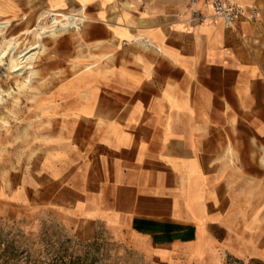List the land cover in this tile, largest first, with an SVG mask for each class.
I'll return each mask as SVG.
<instances>
[{
    "label": "crops",
    "instance_id": "crops-1",
    "mask_svg": "<svg viewBox=\"0 0 264 264\" xmlns=\"http://www.w3.org/2000/svg\"><path fill=\"white\" fill-rule=\"evenodd\" d=\"M238 1L259 16L227 28L192 21L187 0H74L104 59L50 95L62 122L39 197L78 239L104 230L161 262L249 253L264 228V0ZM75 46L56 44L58 65Z\"/></svg>",
    "mask_w": 264,
    "mask_h": 264
},
{
    "label": "rangeland",
    "instance_id": "rangeland-1",
    "mask_svg": "<svg viewBox=\"0 0 264 264\" xmlns=\"http://www.w3.org/2000/svg\"><path fill=\"white\" fill-rule=\"evenodd\" d=\"M79 9L83 5L74 0H0V22L10 21L3 34L19 41L17 52L36 42L40 50L45 47L31 68L22 64L27 65L22 76L7 68L6 56L0 61V264H186L182 258L147 259L104 230L91 240L78 239L48 207L40 206V173L52 164L62 122L50 95L61 81L88 71L104 55L86 51L82 34L90 19L87 6L80 29H69L60 37L38 36L44 27L51 28L53 19L62 24L63 15ZM67 36L77 50L75 60L62 67L54 51ZM33 69L37 74L22 88ZM257 150L264 156L263 148ZM262 214L256 212L257 224ZM249 241L242 245L248 247L247 255L220 254L214 264H264V228L256 227Z\"/></svg>",
    "mask_w": 264,
    "mask_h": 264
},
{
    "label": "built area",
    "instance_id": "built-area-1",
    "mask_svg": "<svg viewBox=\"0 0 264 264\" xmlns=\"http://www.w3.org/2000/svg\"><path fill=\"white\" fill-rule=\"evenodd\" d=\"M205 2L211 8V15L208 16L201 8L200 3ZM187 8L190 13L191 20L194 22H204L209 19L213 21H222L223 25L227 28L233 27L241 16L245 14L246 8L251 9L250 18L255 19L259 16V12L256 7H246L238 0H187ZM81 9V8H80ZM72 11L69 13L72 19L69 20L67 30H78L85 22V16L82 11ZM61 17V16H59ZM66 21V20H63ZM62 21L55 22V25H61Z\"/></svg>",
    "mask_w": 264,
    "mask_h": 264
},
{
    "label": "bare ground",
    "instance_id": "bare-ground-1",
    "mask_svg": "<svg viewBox=\"0 0 264 264\" xmlns=\"http://www.w3.org/2000/svg\"><path fill=\"white\" fill-rule=\"evenodd\" d=\"M83 9H84V7H83ZM44 16H45V14L42 15L40 17V19H42ZM70 19H72L70 14L63 15V20H66V21H64V23H62L61 25L52 24L51 28H49V29L48 28L46 29L44 27L43 31L40 33V36H38V38H41L42 35L45 33H47L48 36H52V37H58L59 36L60 37L62 34H64L65 31H68L67 27H68ZM85 20H86V17H85ZM53 21L56 22V19H53ZM9 23H10L9 20L0 22V34H2V41L0 44V58L2 59L3 57L6 56L10 60L9 63L5 64L7 66V68L10 70H13V72L22 76L26 72L24 67L27 66V65H22V64L27 63L31 68V65H32L31 61H33V58L35 56L39 55L40 53H43L45 47L43 46V50H40V48L42 46L40 47L39 43L36 42V44H33L30 47H26L25 51H20L18 53L17 47L20 44L19 41L17 42L15 38L9 39L7 36H5L3 34V29H5ZM139 40L140 39L138 37L135 39L136 42ZM146 43L150 44L149 41H147V40H146ZM2 44H4V45L2 46ZM145 46H146V44H145ZM1 59H0V61H3V59L2 60ZM18 60H20V61H18ZM36 74H37L36 69H33L30 72H27L28 78L22 84V88L26 87L27 83L31 82L32 78H34ZM0 101H1V98H0ZM260 162L264 166V156H261Z\"/></svg>",
    "mask_w": 264,
    "mask_h": 264
}]
</instances>
